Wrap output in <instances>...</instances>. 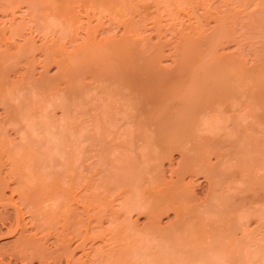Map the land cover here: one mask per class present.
Instances as JSON below:
<instances>
[{"label":"bare ground","instance_id":"1","mask_svg":"<svg viewBox=\"0 0 264 264\" xmlns=\"http://www.w3.org/2000/svg\"><path fill=\"white\" fill-rule=\"evenodd\" d=\"M179 1L180 3H177ZM233 1L215 0L214 2L211 0L210 1L209 0H150V1L148 0H0V6H5L7 10L8 8H10V10H12L10 14L12 13V15H15L13 10L14 7H18L21 4L22 5L24 4L26 6L25 8L27 9V11L31 12V14L32 13H34V15L36 14L37 17L45 19V21H47L46 18L49 14V16L51 15V18L52 16L55 17L56 19H58V21L60 20L59 22H61L62 24L64 23L65 26L69 25V28L71 27L70 25L78 23L79 24L78 26L79 27L81 26V29L82 27L84 28V34H85L82 36L79 42H76L77 43L76 45L73 44L72 48L69 47L70 49L67 48L68 47V45L66 44L67 40L74 43L75 39H77L73 37L75 36V32L72 30H71L72 34L70 35V37L67 39L64 38L66 39L65 41L57 42L56 41L57 39L53 38L51 39V41L44 40L41 44L39 42L40 45L39 44L37 45L35 44L36 42L34 41V39L29 40L30 37L28 38L27 36V39L24 38L25 40L23 39L21 43L15 45V49L12 48L13 50L12 49L10 50L11 48L10 46L16 41L11 44H7L12 42V40L10 42H7L8 39H10V37L7 35L9 34L11 38L15 35L23 36L24 34L22 30L27 26L25 23L26 21L21 18L25 24L20 20L17 23L11 22L9 23L10 25L7 24L9 25L7 27L6 26L4 27L5 23L2 22L4 25L2 26L0 25V28L1 27L4 28L0 29L2 30L0 31L2 32L0 33L1 34L0 40L2 39L5 41L7 40L6 41L7 43L6 45H4L5 49L0 47L1 49H3L0 50V105L2 106V115L0 114L1 116L0 134H2L1 131H3L6 128V126H8V124H11L16 120H18L19 122V118L25 117V114L23 116L24 112L23 113L20 112L17 109V105L15 106L14 103L12 104L13 101L9 102L8 100L11 96H13L14 97L13 99H15V95H13L10 91L19 88V85L15 83L16 79L14 78L15 80H13L11 76L15 75L18 79V77L21 74L18 83H20L21 81L20 85H22L23 87L30 86L31 91L34 89V91L39 92L40 90L39 93L33 91L35 95L40 94L41 96V94L43 93V89L41 92V89L39 88L42 87L45 88L48 91V93H50L49 96L47 95L49 98L54 94L57 95L58 97L59 96L62 97V100L67 99L70 101L72 99L73 101H75L74 98H80L79 96L83 92L82 89H84L82 86L84 82L83 76L86 73L90 72V74L92 73V75L94 76L97 75L99 76V78L103 77V79L107 81L106 82L107 84L103 83V85L101 86L105 91V93L107 92L108 95H110V96L107 95V97H104L105 95H103V97L106 100L107 98L111 97V99L113 100L116 98L117 100L120 101V104L118 103L117 106H119L121 111H123L122 112L123 115L125 113L124 115L125 117H123L122 115L123 120L121 117L120 121L122 120V123L125 122V124L126 123L130 124L129 127L131 128L130 129H128L129 127L127 128V133H129L128 136L130 138L129 140L132 145L136 144L137 145L136 147H139V151L135 150L134 155L127 154L129 155L127 158L128 164L126 162L127 165L125 166L124 169L120 167L121 171L120 168L118 171L115 170L117 171L116 174L118 177H120L118 172L121 173L120 178L116 177V174L114 175V177L116 178L114 177L110 179L107 178L109 180L105 178L107 180V181L104 180L105 184L107 183L106 188H104L105 184L102 183L103 181L102 182L100 181L102 187L105 189L103 194L108 195V193L109 194L113 193V195H111V198L115 197L114 192L115 193L117 192L118 194V196L116 195L117 197H120V195L122 194V198H120V200L122 199L120 208H122L124 212L129 213L135 211L137 214H144L146 216V223L144 222L145 224H142L143 228L141 229L147 232L146 235H148L149 233L151 236H153L152 233L158 230L157 224H159L158 222L161 220L160 217H162V214L165 215V213L167 214L170 210L174 212L175 221L173 223L172 222L170 223V225L173 224L172 226L174 227L169 228L170 227L169 225V227L166 228V230L168 231H165V229H163L164 231L161 230L159 232L160 236L166 239V242L168 243V245L163 248H167V251L165 249V252L168 253L167 255H169L170 253L169 255L170 257L167 256L166 253L165 254L163 253L162 256V254H159V252L161 253V251L163 250L161 249L160 251H158L157 249V252L156 253L153 252V255L155 257L158 255L157 258H159L160 261H162V263L159 262L157 264H164V263L167 264L168 259L171 257L173 258L171 254L175 256V258L173 259H175L176 261L179 260V262L180 260L183 259L181 258V256L180 259L177 256V254L178 255L185 254L186 256L184 255L183 258L185 259L188 256L189 258L186 259V261L188 260L189 262L190 260L197 259V257H195L196 249H194L193 246L199 245L197 244L198 242L202 244V239L200 240L199 237V230L201 233V229H203V226L201 227V225L199 224L201 223L200 221L204 219L203 217L205 215L203 217L199 215L200 218L202 217V219L201 220L199 219L200 221H198L197 226L195 224H197L198 218L196 220L195 218L199 217L198 214H201L199 211H202V208L207 210L208 209L210 210L212 208H217L219 210L218 212L219 214L220 213L228 214L230 212L236 213L237 217L234 219L235 214H233L232 220L231 217H228L229 220H227L226 219L227 215L226 217H223L222 219H225L226 221L224 223L222 222L223 224H221L220 222L221 220L218 221L220 222V225H216L215 223L217 220H213L215 221L214 223L211 220V216L209 217L207 216V217L212 222L209 220L206 221V218L205 221L203 222H205V224H208L207 226H209V228L211 227L213 230V234L211 229L210 231L208 230L207 232H211L209 234H212V236H214L212 237L210 235L212 238H209L210 241L212 239L211 241L213 242L212 245L215 244L216 246V247L214 246L213 249L212 245L209 244L214 251L218 249L217 252L221 251L219 252L220 255L223 253L222 251L224 252L229 251L224 254L228 256L229 262H231L232 264H249L246 261L247 258L245 260H244L245 257L243 258L244 253H242L243 254L242 255L240 252L239 253L237 252L238 253L237 254L235 249L237 246L240 247L239 243H243L241 241L243 240L246 241L245 236L246 234H249V232L243 233L242 231L241 236H243L244 239L243 237L240 236L241 240H237L238 242L240 241L238 243L234 241L235 238L233 239L232 235L234 233L232 231L235 229L238 231V228L239 231L243 229L242 226L245 224V221H247L248 216L250 215L249 211L245 210L247 208L246 205L248 203L249 204L252 203L251 205H253V202H257L261 199L262 201H264V192L261 191L262 189H264V182H261L260 183L261 185L258 184L262 186V188L260 187L261 188L260 191L262 192L261 194L260 191L259 192L257 191L258 193L257 192L252 193V191L251 192L249 191V189L253 185L252 184L253 181L256 183L255 181L256 177L258 178V181H260L261 175L259 178V176L254 174L256 172L255 170L256 165L254 168H252L253 170H255V172L251 173L255 176V179L253 175L252 176L247 175V172L249 174V171H251L248 169V167L249 166L251 167V165H249V161H250V160L248 161L249 157L248 159L246 158V160L248 161L247 162L245 161V158H243L244 156L243 154L246 152V150L250 151V149H245L247 145L246 144L244 145V143L240 142L244 131L246 132L245 137L251 135V132L253 131L252 128H254V122L260 124V122L264 121V47L259 48L260 46H264L262 45L261 42L262 40H264V38H262L264 36H262L261 38L259 37L261 40L258 41H260L261 45L258 46L260 43L256 44L260 50L254 49V52L256 51V53L259 50L260 53L258 54L260 56H256L258 54L254 55L253 52L252 57H257L256 59L258 60H255L254 64L251 65H249L250 63L247 64L246 58L244 59L245 56L242 55L243 52L242 48L245 47L241 46V48H239V41H240V37H242L247 33H250V36H256L255 39L259 35L260 36L264 35V31H262V34L255 35V33L256 34L258 33L257 31L258 28L260 27L264 28V0H239V4L238 2L236 3L238 4V7L236 5L233 6L232 3ZM73 2H76L78 4V5L76 4L77 6L83 4L84 6L85 5L89 6V8L92 7L93 12L99 13L98 17H96V20L94 21L95 23H93L90 20L93 17L94 13L92 12L93 14L92 13L90 14L89 12L91 8L88 9L89 10L88 11L85 9L86 6L84 8L85 10H82V8H80V11H84L87 19L85 18L86 21L85 22L83 21L85 24L80 22L81 20L80 18H82L80 16L83 15L84 13L81 12L83 14L80 15L78 7L76 9L73 8L74 6ZM230 2L232 4L231 6L228 5V3L230 4ZM251 4L252 5L257 4V6L254 5L255 7L253 6L251 9H248L247 7ZM170 5H172V7H169ZM242 6L243 8H241ZM2 8L0 7L1 12L3 11ZM87 11L90 15L86 13ZM101 15L106 16L105 18L108 24L105 22L107 26H103V27H106V29L105 30L102 29L100 32L101 35L99 36L97 34L99 32L97 28L101 26L104 22L102 21L103 17L101 18ZM184 15H186L185 18H187L186 22L182 19ZM90 16L91 18L89 19ZM13 18L11 16V19ZM210 20H213V24L209 25ZM33 23H36V21ZM113 24L116 26V28H118V30H120L119 35L116 34L117 29H114L115 26L114 27L111 26ZM51 25H49L50 26L49 29H53L51 28ZM110 26L113 27L114 32L111 31L112 28L110 29ZM35 27L38 29L39 25L38 27L37 26ZM46 30L47 29H45V31ZM109 30L112 33H108ZM6 31L9 32V33L7 32V35H6ZM40 33L43 32L41 31ZM65 34H67V32ZM61 36L63 37V35ZM154 36L155 39H153ZM246 37H249V35L248 34L247 36L245 35L244 38ZM255 39L252 40L251 38L253 42L257 41ZM229 42L235 43V47L233 48V50L230 49V51L228 48H227L228 50L225 49V46L229 44ZM242 44L244 43H241V45ZM256 45L254 46L256 47ZM251 46L252 45H250L248 48L251 49ZM171 47H173L172 50L175 53V55L173 58L174 66L172 65V68L170 69L171 66L169 68L168 67L166 68L167 65L165 66L164 63V67H163L161 65V62L163 58H165L166 56L167 52H165V50ZM38 53L41 54L42 57L40 56V58H38L37 56ZM51 64L56 65L57 72L55 70L56 74L53 75L52 73L53 76L51 75L49 77L44 73L47 71L46 68L48 69L49 68L48 66H50ZM36 65H41L43 69H45L44 70L45 72L44 71L41 72L42 73L41 75L37 74L38 75L37 78L33 76L34 75L33 72L34 69L36 68ZM20 66H22L23 69ZM18 67L21 70L20 74H17V72L20 71L18 70ZM97 83H99V81ZM26 88L24 87V89ZM28 90H30V88H28ZM16 92L18 93V91ZM42 95L45 96L44 94ZM41 98L44 97L41 96ZM41 98L38 96L37 100L35 99L36 102L37 101L39 102ZM10 99H12V97ZM23 100L25 101V99ZM23 100L21 99L20 101ZM67 100L66 102L62 101V104L63 103L69 104L70 101L67 102ZM27 101L28 103H30L29 100ZM71 103L72 102H70V105ZM70 105L68 107H70ZM30 106L32 109L30 110L31 113V111H33L32 103L30 104ZM103 106L105 107L106 105H102V107ZM25 113L26 115L30 114L28 111ZM76 114L78 113L76 112ZM116 114H118L117 116H119V113ZM99 116L100 114L98 115V118H96L97 122L95 118L93 119V121H95L93 122V125L97 124L99 126V123H102L101 122L102 119L99 120ZM108 117L110 119V117L112 118L113 116L112 114L109 113ZM244 117L252 118L254 119V121H251L249 124L243 123L242 120L244 119ZM100 118L102 117L100 116ZM109 119H107L106 117V120L108 122ZM113 119H116V117L115 118L113 117ZM50 123L52 124V122ZM110 126L112 127V125ZM11 127H14V125H12ZM111 127L110 130H112ZM249 128H251L250 135H248L247 133L249 132L246 131ZM13 129L18 130V128H13ZM112 132L111 134H113ZM64 135H68V134H64ZM90 135L92 136L94 134L92 133ZM22 136L24 137V135ZM261 140L264 141V139ZM259 142L261 144H264L261 141ZM259 142L257 141V143ZM5 144L2 146H6V148H9ZM75 144L79 145V143L78 144L75 143ZM261 144L258 145L256 144V146H259ZM48 145L50 146V144ZM24 146L29 147L26 144H24ZM43 146L47 148V144L46 145L43 144ZM250 146L252 147L254 145L252 144ZM256 146L255 149L257 150L258 147L256 148ZM261 147H264V145H262ZM4 148L3 150L0 149L1 150L0 151V204L5 207L11 204V206H13L14 213L10 214L9 211H7L8 209H5V207H3L5 211L3 213H0V224L4 225V223H7V221L9 222L12 220L13 227L12 228L10 227L11 228L10 230L8 227L7 230H9L8 232L11 233H17V237L16 240H14L13 242H5V243L2 242V244L0 245V264H13V262L15 264L17 262H18L17 264H129V261L133 259L134 256L137 254V252H135L136 250L133 249H136L137 247L138 248L137 251H138L139 248L141 249V245H139L140 247H138V245L136 244L137 243L136 241L139 239L137 240L133 239L135 240L133 241L135 248L132 249L131 247L133 246V243H131L132 237L130 236L133 235L134 233L131 234L129 232L130 233L129 235L128 231L132 232V230L134 229L129 230L130 228L126 226L128 224L126 225L124 224L128 222L126 221V219L129 216L128 214L125 213L127 217L124 216V219L126 218L124 223L121 220L123 224L120 223L118 225L117 223L120 221L115 222V219H117L118 216L119 217L121 216L118 211L119 208L118 210L117 209L115 210L114 208L110 207L109 203L108 206L106 204H103L106 203V200L109 199H107L106 195H103L101 192H100L101 194H99V192L97 193V195L95 194L96 196L91 192H89L88 197L87 195L85 196L83 194V197L85 196L84 199L86 198V200L84 201L82 199L84 201L82 206L78 207L79 205L78 206L77 204L74 205L73 201H76V199H78L77 196L73 193L74 191L71 189L74 186L73 184L74 181L73 183L70 181L72 183L71 185L72 187L69 188H67L68 186L63 187V185L58 186L59 181L57 179H59L58 176L61 174V172H59L60 173L59 175L57 173L56 180L53 178V180L55 181L53 180L47 181L44 180V178L42 177L41 180L40 178H38L39 181H37L36 184L34 183V181L33 183L29 184V182H27L26 179L27 177L26 178H24L25 176L22 177V175H24L23 173L24 170H26L25 168H22L23 162L25 161L28 162V160H25L28 159L27 158L28 156L24 158V153H23L21 155L22 157L19 156L18 158V156H16L14 153L16 152L19 154L20 151L19 149L18 152L16 150H14L15 151L14 152L13 149L15 148H12V146H11L12 149L10 148L5 150L6 148L5 149ZM50 148L53 149L54 147H52L51 145ZM259 148L257 152L259 151L262 152V150H259ZM255 149L253 151L251 148L252 154L253 152H256ZM75 151L77 152V150ZM176 151L179 152V159L174 167L168 166L169 178L167 179V176L164 171L165 168L164 165L166 161H168V163L172 162L174 152ZM261 152L260 154H262ZM59 153H62L61 150ZM4 154L9 155L12 159H10L9 156H5ZM13 154L15 155L14 156L15 158L12 157ZM260 154L258 155L255 153L254 157L251 155L250 156L253 157L254 160V158L256 159L257 156L260 157ZM31 155L32 154H30L29 159H31ZM35 157L36 156L32 157L33 162L31 163L33 164ZM212 157H214V159ZM239 157L240 158L242 157V159L245 161V163L244 161L242 163L244 164L243 166L241 165V160L239 162L232 161L233 159L235 160L240 159ZM7 158L10 161L6 162ZM36 158L39 159L38 157ZM36 158H35V163L39 162L36 161L37 160ZM257 159L258 160L256 162L258 163V161L261 160V157ZM5 162L8 163V165H6ZM26 162L24 163V167L26 165H30V163L28 164ZM252 163L253 161L250 162V164ZM41 164L42 163H40V166ZM44 164L45 162L43 163V165ZM245 164L247 165L245 166ZM40 166L38 165V168ZM56 166L57 165L55 163L54 167ZM60 166L64 167V165H60ZM33 167L35 168V166ZM244 168L245 169L247 168L246 170H249L244 172L245 175L253 178L254 179L253 181L248 177L243 178L245 177L243 176L244 173L240 175V172L242 170L245 171ZM74 169L76 170V167H74ZM35 170L33 171L31 170L32 173H36V171H38L39 169L36 171ZM45 172L46 171H44L43 173L45 174ZM40 173L38 172L36 174L38 175ZM43 173H41V176ZM113 173L115 172L113 171ZM27 174L28 176L30 175V173ZM91 175H93V173ZM104 175L107 176L106 174ZM197 175L198 176L201 175L203 177L202 180L204 179L207 181V188H206L207 193L205 194V197L202 198L203 200L202 199L199 200V201H203V203L199 202L201 204L199 203L196 204L198 202L195 201L197 199H194L196 194L194 195V197L192 196L194 185L198 184L195 183L193 185L194 180L192 179H194ZM33 176L35 175L33 174ZM33 176L31 175L30 177ZM84 176H88V175L85 174ZM187 177L188 180H186ZM261 181L264 180L261 179ZM89 182L91 185L92 184L91 181ZM237 182L238 184L239 182H241L242 184L245 185L244 186L242 184L238 185L236 184ZM255 183L254 185L257 184ZM191 185L193 187L192 189L190 188ZM258 185H256L255 188H258ZM59 187L63 189L66 188L64 189L65 192L63 189H61L62 190L61 191ZM74 187L77 186L75 185ZM255 188L254 186L252 187V189ZM231 189L236 190V191L235 190L231 191L232 193L234 192L238 193V191L244 192V194L242 193L243 195H239L241 196L243 201L241 205L244 206L242 207L241 205L239 206L236 205V207L237 206L239 207V208L237 207V210L235 209L236 211L233 210L235 206L234 205L235 199L234 202H232L230 199L231 196L229 195ZM7 191H10V194H7ZM14 193L17 194V198L15 199L12 197ZM98 195L100 200L103 197V199L101 200L102 202L101 205L103 204L104 206L103 205L102 206L104 208L100 204H98V202H95L96 201L95 199H97V201L100 202ZM79 197H82L81 194ZM49 198H57V200L60 199L59 204L62 202L61 203L62 206H60L61 204L58 205L57 201H55L53 204L58 205L57 208H59V210L58 209L57 210L59 212L63 210L61 207L64 206L63 212L58 214V216L62 215V217L58 218V216L56 215H48L47 213L48 210H46L45 208H43V210L40 209L41 211L40 213L41 214L44 213L41 215V217H39V214L37 215L38 210H36V208L40 207L38 205L40 204L41 205L40 208H42L41 202H44L45 199H49ZM241 198L239 197L240 199L239 202H242ZM69 199H74V200L73 201L70 200L69 202L71 203H68ZM63 200L65 202H63ZM93 200L95 204L93 203ZM72 205L73 207H71ZM251 205H249V207H252ZM199 206H202V208H200L201 210L199 209ZM23 207L25 208L24 210ZM114 207L116 208L117 206ZM240 207H242V209L244 207L245 208L243 210H240ZM54 208L56 207H53L51 209ZM44 209L46 210V212ZM238 209L241 211V213L237 214ZM25 212H28V214H30L29 223L28 221L25 220V218H23ZM48 212L49 214L50 212L52 213L50 209ZM45 213H47L46 216ZM252 213L255 212L252 211ZM203 214H205V212ZM104 219L110 222L108 224L110 226L103 227L102 221H104ZM94 220H95V224H93ZM96 224H98L97 226H99V229L96 228L97 227ZM207 226L205 227L208 228ZM29 227H31L33 230ZM169 229H172V231H170ZM244 230L248 231L247 228H244ZM202 233L205 234L204 231ZM230 233L232 235H230ZM220 234L222 239L219 237ZM230 236H232L231 239H233V241L237 243L236 244L237 246L234 247L233 245L234 242L231 239L229 241L232 242L229 243L228 237L230 238ZM156 237H158V235ZM215 237H216L215 239L216 242L215 240H213ZM224 237L227 238L228 242L226 241L224 242L225 240ZM96 238H100L102 240L103 243L101 242L102 243L100 244L101 246L93 247L91 244L86 246L88 241L91 240L93 241ZM195 239L196 240L198 239L200 241L196 242ZM160 241L161 239L158 242ZM144 242H146V240H144L142 243L144 244ZM192 242L194 243V245L191 246ZM219 242H224V244L228 243L229 245L231 244V247L228 246V244H227L228 247L226 245L224 246L223 243L221 244ZM107 244L108 246L106 247ZM160 244H162V242H160ZM201 244L200 246H198L199 250L200 247H202L203 245ZM217 244H220L221 247ZM186 245H190L193 248L187 246L186 247L187 249L185 248L186 250L185 249L183 250V247H185ZM232 245L234 248L232 247ZM205 246L208 247V244L204 245L203 248ZM249 248H253V247H249ZM260 248L261 251H264V245H262ZM78 249L82 250V254H84L83 258L81 257L80 254L79 257L75 255L76 250ZM232 249L235 251L233 252ZM237 249L239 250L238 247ZM206 250H208V248L204 249V251ZM132 253L135 254V255L133 254V257H131ZM144 253L146 255H149L146 252ZM199 253L200 252L198 251V254ZM139 254L136 255L138 256V258H139ZM201 255L204 256L206 254L204 253V255L203 254ZM220 255L218 256L219 260H220ZM160 256L162 257L160 258ZM215 256L213 257V259L215 258ZM129 257L131 259H129ZM152 257L150 258L149 255L148 260L150 262L151 259L152 260L156 259L155 257L154 258ZM164 257H167L166 258L167 261L165 260L166 262L164 261ZM193 257H195V259ZM176 258L179 259L177 260ZM145 259L144 261L147 260ZM228 259H225L226 262ZM221 260L223 261V258H221ZM132 261L133 260H131L130 263L135 264V262L132 263ZM140 261L143 262V260H139V262ZM169 261H171V263L173 262L172 259H169ZM153 262H151V264H156L157 259L156 262L154 260ZM168 263L171 264L170 262ZM174 264H178V263H174Z\"/></svg>","mask_w":264,"mask_h":264},{"label":"rangeland","instance_id":"2","mask_svg":"<svg viewBox=\"0 0 264 264\" xmlns=\"http://www.w3.org/2000/svg\"><path fill=\"white\" fill-rule=\"evenodd\" d=\"M148 1H150V0H148ZM210 1V0H209ZM211 1H214L215 2V0H211ZM218 1V0H217ZM227 1V0H226ZM229 1V0H228ZM233 1V0H232ZM235 1V2H234ZM232 3H233V6L234 5H236L237 7H238V4H239V0H234ZM238 2V4H236ZM75 3V4H74ZM177 3H180V1L179 2H177ZM227 3V2H226ZM77 3L76 2H73V8L74 9H76L77 7H78V9H79V14L81 15V14H83L84 13V11H80V8H82V10H88V9H90V14L93 12V10H92V7H90L89 8V6H86V8H85V6L83 5V4H80L79 6H82V7H79V6H77L76 5ZM22 5V4H21ZM18 6V7H14L13 8V10H14V14L15 15H12V13L10 14V12L12 11V10H10V8H8V10H7V8H5V6H0L1 8H2V10L4 11H2L1 12V10H0V25L2 26V25H4L3 23H5V25H4V27L6 26H9L10 24L9 23H17V22H19L20 20H21V22H23V20H25L26 22V27L22 30L23 31V36H13L12 38H11V36L8 34L7 35V32L8 31H6V35L7 36H9L10 37V39H8V41L7 42H10L11 40H12V42H10V43H7L5 40H0V42L2 43H0V47L1 48H4L5 49V46L4 45H6V43L7 44H11V43H13V42H15V43H13L10 47V50L13 48V49H15V45L16 44H19V43H21L22 41H23V39L25 38V39H27V36H28V38H29V40H33L34 39V41L36 42L35 44H39V42H40V44L45 40H49V41H51V39H57L56 41L57 42H60V41H65L67 38H69L70 37V35L72 34V31H74L75 32V36H73V37H75V38H77V39H75V42L74 43H72V42H70L69 40H67V42H66V44L68 45V49H70V48H72V46H73V44L74 45H76L77 43L76 42H79L80 40H81V38H82V36L83 35H85L84 34V28L82 27V29H81V26L79 27L78 25V23H75V24H72V25H70L71 27H72V29H71V27L69 28V25L68 26H65V24H64V26H63V24L61 23V22H59L58 21V19H56L55 17H53L52 16V18H51V15L49 16V14H48V16H47V18H46V20L47 21H45V19H43V18H40V17H37V15L35 16L34 15V13H32L31 14V12H29V11H27V9L25 8L26 6L23 4L22 6ZM184 5V4H183ZM228 5L229 6H231L232 4H231V2H230V4L228 3ZM257 6V4H251V5H249L247 8L248 9H251L253 6ZM182 6V5H181ZM254 6V7H255ZM169 7H172V5H170ZM250 7V8H249ZM260 7V6H259ZM5 8V9H4ZM18 8V9H17ZM85 8V9H84ZM241 8H243V6L241 7ZM240 8V9H241ZM256 8H258V7H256ZM25 9V10H24ZM89 11V10H88ZM88 11L86 12L88 15H90L89 13H88ZM7 12V13H6ZM25 12V13H24ZM27 12H29V13H27ZM81 12H83V13H81ZM6 13V14H5ZM23 13H24V15H23ZM94 13V14H93ZM92 14H93V17L91 18V16L89 17V19L93 22V23H95L94 21L96 20V17H98V14L99 13H97V12H93ZM32 16H31V15ZM86 14V15H87ZM11 16H12V18L13 19H11ZM22 16V17H21ZM23 16H24V18H23ZM94 16H95V18H94ZM80 17H82V18H80L81 20H80V22H82V23H84L85 21H86V19H87V17L85 16V13L83 14V15H81ZM103 17V19H102V21H104L103 22V24L101 25V26H99L97 29H98V35L100 36L101 35V30L102 29H106V27H103V26H107V21H106V16H103V15H101V18ZM186 17V15H184V17H182V19L186 22L187 21V18H185ZM7 18V19H6ZM23 20H22V19ZM27 18V19H26ZM31 18H32V20H31ZM51 18V19H50ZM86 18V19H85ZM11 20V21H10ZM18 20V21H17ZM28 20V21H27ZM193 20V19H192ZM36 21V23H33V22H35ZM41 21V22H40ZM55 23H53V22ZM84 21V22H83ZM3 22V23H2ZM107 24H106V23ZM24 23V22H23ZM24 23V24H25ZM32 23V24H31ZM47 23V24H46ZM7 24H9V25H7ZM29 24V25H28ZM52 24V25H51ZM85 24V23H84ZM106 24V25H105ZM210 24H213V20H210V23H209V25ZM31 25H32V27H31ZM37 26L38 27V25H39V27H38V29L35 27V26ZM45 25V26H44ZM49 25H51V28H53V29H49L50 28V26ZM57 25V26H56ZM67 25V24H66ZM208 25V26H209ZM31 28H30V27ZM44 26V27H43ZM49 26V27H48ZM52 26H54V27H52ZM111 26H115L114 24L113 25H111ZM110 26V29H111V31L112 32H114V29H117V31H116V34L117 35H119V32H120V30H118V28H116V26H115V28L113 29V27H111ZM4 27H1V28H4ZM47 27V28H46ZM59 27V28H58ZM66 27V28H65ZM78 27H79V30H78ZM0 28V29H1ZM43 28V29H42ZM58 28V29H57ZM62 28V29H61ZM65 28V29H64ZM76 28V29H75ZM260 28H262V27H260ZM260 28H258L257 29V31H258V33L256 34L255 33V35H258V34H262V31H264V28H262V29H260ZM26 29V30H25ZM45 29H47L46 31H45ZM49 29V30H48ZM67 29V30H66ZM209 29V28H208ZM72 30V31H71ZM76 30V31H75ZM0 31H2V30H0ZM25 31V32H24ZM43 32V33H40V32ZM45 31V32H44ZM55 31V32H54ZM63 31V32H62ZM110 30L108 31V33H112ZM260 31V32H259ZM51 32V33H50ZM63 34H62V33ZM67 32V34H65V33ZM81 32V33H80ZM0 33H2V32H0ZM9 33V32H8ZM46 33H47V35H46ZM59 33H61V34H59ZM80 33V34H79ZM102 33H104V32H102ZM107 33V32H106ZM105 33V34H106ZM28 34V35H27ZM48 34H50V35H48ZM74 34V33H73ZM79 36H78V35ZM82 34V35H81ZM247 34L249 35V37H246V38H244L245 37V35L247 36ZM247 34H245V35H243L242 37H240V41H239V48H241V46L243 47H245V48H242L243 49V52H242V55L243 56H245L244 57V59L246 58V62H247V64L248 63H250L249 65H251V64H254V62H255V60H258V59H256L257 57H252L253 56V52H254V49H259V48H261V47H264V46H260L261 45V43H260V41H258V40H261L260 38L262 37V36H264V35H259L256 39H255V37L256 36H250V33H247ZM1 35V34H0ZM61 35H63V37L61 36ZM37 36H38V38H37ZM47 36V37H46ZM62 38H60V37ZM2 37V36H1ZM32 37V38H31ZM45 37H46V39H45ZM50 37V38H49ZM252 38V40H257V41H252L251 40V38ZM260 37V38H259ZM44 38V39H43ZM64 38H66V39H64ZM244 38V39H243ZM249 38V39H248ZM262 38H264V37H262ZM24 39V40H25ZM40 39V40H39ZM153 39H155V36L153 37ZM14 40V41H13ZM5 41V42H4ZM4 42V43H3ZM70 42V43H69ZM257 42V43H256ZM262 42V45H264V40H262L261 41ZM233 42H229V44H227L226 46H225V49L226 50H228L229 49V51H230V49L231 50H233V48L235 47V43H233ZM241 43H244V44H242L241 45ZM250 43H252V44H250ZM260 43V44H259ZM39 44V45H40ZM256 44H259L258 46H260L259 48H258V46L256 45ZM250 45H252L251 46V49L250 48H248ZM254 45H256V47L254 46ZM228 46V47H227ZM70 47V48H69ZM0 48V50H3V49H1ZM228 48V49H227ZM238 48V49H239ZM12 49V50H13ZM173 47H171V48H167L166 50H165V52H167L168 53V55H167V53H166V56H165V58H163V60H162V62H161V65L164 67V63H165V66H166V68L168 67H170V69L172 68V65L174 66V62H173V58H174V55H175V53L173 52ZM241 49V50H242ZM252 51H250V50ZM240 50V49H239ZM260 50V49H259ZM259 50H258V52L256 53V51L254 52V55L255 54H258V53H260L259 52ZM262 50V49H261ZM244 53V54H243ZM246 54V55H245ZM250 55V56H249ZM38 58H40V56L42 57V55L41 54H39L38 53ZM256 56H260L259 54L258 55H256ZM167 58V59H166ZM249 58V59H248ZM252 58V59H251ZM259 58V57H258ZM251 60V61H250ZM173 62V63H172ZM51 66V67H50ZM50 66H48L49 68L47 69L46 68V72L44 71L45 69H43V67L41 66V65H36V68L34 69V72H33V76H35V78H37L38 77V75H41L42 73L41 72H45L44 74H46V75H48L49 77L52 75V73H53V75H55L56 74V72H57V67H56V65L55 64H51ZM22 69H23V67L22 66H20ZM41 68V69H40ZM18 70H20L19 69V67H18ZM41 70V71H40ZM55 70H56V72H55ZM50 72V73H49ZM21 73V70L20 71H18L17 72V74H20ZM38 74V75H37ZM52 75V76H53ZM85 75H86V77H85ZM84 76H83V81L85 82V84H84V82H83V84H82V86H83V88L84 89H82L83 90V92H82V94L79 96L80 98H74V100L75 101H73V99L70 101V100H67V102H72L71 103V105H70V102H69V104L68 103H65L66 105H67V107H66V105L63 103L62 104V101L63 102H66V100L65 99H63L62 100V97H58L57 95H52V96H50V98L48 97L49 95H50V93H48V91L45 89V88H42V87H40L39 89H41V92H42V89H43V93L42 94H44L45 96H43L42 94H41V96L42 97H44V98H41V96H40V94L38 95H35V93L34 92H36V91H34V89L31 91V87L30 86H24L25 88L26 87H28V88H30V90H28V88H26V89H24V87L22 86V85H20V83H21V81H20V83H18L19 82V77L21 76V74H20V76L19 75H17V76H19L18 77V79H17V77L14 75V76H11L12 78H13V80H15L14 82L17 84V85H19V88H17L16 90L14 89V90H12V91H10L13 95H15V99H13L14 97L13 96H11L12 97V99H8L9 100V102H12V104L14 103V105L16 106L17 105V109L20 111V112H24L23 113V116H24V114H25V117H22V118H19V122H18V120H16L15 122H12L11 124H8V126H6V128L3 130V131H1V133L2 134H0V149L1 150H3V148L5 147L6 148V146H2V145H4L5 143V145H7L9 148H4L5 150H7V149H10L11 148V146H12V148H15V149H13V151L14 150H16L17 152L19 151V154L18 153H16L15 151V155L16 156H18V158H19V156H21L23 153H24V158L25 157H27L28 159H25V160H28V162H26V163H30V165H26L25 167H24V163L25 162H23V166H22V168H25L26 170H24V175H22V177L23 176H25L24 178H26L27 179V182H29V184L30 183H33V181H34V183L36 184L37 183V181H39L38 180V178H40V180H41V178L43 177L44 178V180H47V181H52L53 180V178L56 180V176H57V173H58V175L60 174L59 172H61V174L58 176L59 177V179L61 180H59V179H57L58 181H59V185L58 186H62L63 185V187L64 186H68L67 188H69V187H72L71 185H72V183H73V181H74V186L76 185L77 187H72L71 189L74 191L73 193L77 196V198L78 199H76V201H73L74 199H69L68 200V203H71V202H69L70 200H72L73 201V203H74V205L75 204H77V206L78 207H81L82 206V204L84 203V201L86 200V198L84 199V197L87 195V197L89 196L88 194H89V192H91L92 194H96L97 195V193L99 192V194H103V192L105 191V189L104 188H106V184H105V181L104 180H106L107 178H113L114 177V175L117 173V171L119 170V168L120 167H122L123 169L125 168V166L128 164V156L129 155H134V153H135V150H137V151H139V147H136L137 145L136 144H131V142H130V138H129V133H127V128L129 127V123L126 125L125 124V122L124 123H122V120H123V117H125L124 115H125V113H124V115H123V111H121V109L119 108V106H117L118 105V103L120 104V101L119 100H117L116 98L113 100V99H111V97H109V98H107V100L104 98V97H107V95H108V93L106 94L105 93V91L103 90V88H102V86L101 85H103V83H106L107 81L106 80H104L103 79V77H101V78H99V76H97V75H92V73L90 74V72H88V73H86ZM93 77V78H92ZM97 77V78H96ZM11 78V79H12ZM15 78V79H14ZM86 78V79H85ZM87 79H89V80H87ZM99 79V80H98ZM96 80V81H95ZM91 81V82H90ZM99 81V83H97ZM101 81V82H100ZM93 83V84H92ZM96 83V84H95ZM100 85V88H99V85ZM107 84V83H106ZM88 85V86H87ZM104 86H105V84H104ZM103 86V87H104ZM88 87H89V89H88ZM93 87V88H92ZM95 87V88H94ZM98 88V89H97ZM19 89V90H18ZM37 89V88H36ZM85 89H87V90H85ZM38 90V89H37ZM16 91H18V93L16 92ZM34 91V92H33ZM85 91V92H84ZM104 91V92H103ZM9 92V93H10ZM22 92V93H21ZM39 92H40V90H39ZM39 92H36V93H39ZM45 92H47V93H45ZM90 92V93H89ZM91 93H92V95H91ZM11 95V94H10ZM33 95V96H32ZM48 95V96H47ZM101 95V96H100ZM103 95H105L104 97H103ZM37 96H39L41 99L39 100V102L37 101L36 102V100H37V97L35 98V97ZM91 96H92V98H91ZM108 96H110V95H108ZM17 97V98H16ZM34 97V98H33ZM57 97V98H56ZM82 97V98H81ZM19 98H20V100L22 99H25V101L24 102H26V103H24L23 101H20L19 100ZM27 98V99H26ZM46 98V99H45ZM36 99V100H35ZM39 99V98H38ZM76 99H78V100H76ZM82 99V100H81ZM27 100H29V102L30 103H28V101ZM35 102H34V101ZM62 100V101H61ZM65 100V101H64ZM40 101H41V103H40ZM87 103H86V102ZM108 101V102H107ZM110 101V102H109ZM33 102H34V104H33ZM54 102V103H53ZM18 103V104H17ZM21 103H22V105H21ZM32 103V108H33V111H31V113H30V110H32L31 109V106H30V104ZM38 103V104H37ZM43 103V104H42ZM57 103V104H56ZM77 103V104H76ZM85 103V104H84ZM100 103V104H99ZM116 103V104H115ZM28 105V106H25V105ZM61 104H62V106H61ZM44 105V106H43ZM46 105V106H45ZM70 105V107H68ZM97 105V106H96ZM102 105H106L105 107L103 106L102 107ZM111 105V106H110ZM36 106V107H35ZM60 106V107H59ZM107 106H109V107H107ZM24 107V108H23ZM73 107V108H72ZM99 107V108H98ZM28 108V109H27ZM62 108V109H61ZM63 108H64V110H63ZM67 108V109H66ZM69 108V109H68ZM74 108H75V110H74ZM77 108V109H76ZM122 108V107H121ZM27 109V110H26ZM45 110H46V112H45ZM63 110V111H62ZM69 110V111H68ZM77 110V111H76ZM80 110V111H79ZM99 111V113H98V111ZM114 110V111H113ZM29 112L30 114H27L26 115V113L25 112ZM41 111V112H40ZM64 111H66V112H64ZM72 111H74V112H72ZM49 112V113H48ZM71 112V113H70ZM76 112L78 113V114H76ZM82 114H81V113ZM86 112V113H85ZM88 112V113H87ZM90 112V113H89ZM102 112V113H101ZM112 112V113H111ZM119 113V116H117L118 114H116V113ZM21 113V114H22ZM85 113V114H84ZM112 114V116L115 118L116 117V119H113V117L111 118L110 117V119H112V120H110L109 119V117H108V114ZM0 114L2 115V106L0 105ZM81 114V115H80ZM84 114V115H83ZM93 114V115H92ZM96 114V115H95ZM100 114V116L102 117V118H100V116H99V120H101V122L102 123H99V126L96 124V125H93V122H95V121H93V119L95 118V120H96V122H97V119L96 118H98V115ZM101 114H103V115H101ZM71 115V116H70ZM107 117V119H109V122L106 120V117ZM122 115H123V117H122ZM245 115V114H244ZM28 116V117H27ZM68 116V117H67ZM71 118H70V117ZM76 116V117H75ZM1 117V116H0ZM103 117H105V118H103ZM121 117H122V120L120 121V119H121ZM26 118V119H25ZM51 119V120H49V119ZM85 118V119H84ZM29 119V120H28ZM47 119H48V121H47ZM54 119V120H53ZM68 119V120H67ZM70 119V120H69ZM75 119V120H74ZM252 118H249V117H244V119L242 120V122L243 123H246V124H249L251 121H254V119H252ZM28 122H27V121ZM53 120V121H52ZM117 122H116V121ZM22 121H24V122H22ZM29 121H31V122H29ZM44 121V122H43ZM76 121H77V123H76ZM105 121V122H104ZM107 121V122H106ZM18 122V123H17ZM50 122H52V124L50 123ZM70 122H72V123H70ZM75 122V123H74ZM79 122H80V125H79ZM100 122V121H99ZM262 122H264V121H262ZM262 122H260V124L259 123H256V122H254V128H252L253 129V131L251 132L250 130H251V128H249V129H247L246 131L247 132H249V133H247L248 135H250V132H251V135L250 136H247V137H245L246 136V132L244 131L243 132V136H242V138H244V139H242L241 138V140H240V142H242V143H244V145L246 144L247 146H246V148L245 149H250V151H248V150H246V152L243 154L244 156H243V158H245V161H247L246 160V158L248 159V157H249V159H248V161H249V165H251V167L249 166L248 167V169L249 170H251V171H249V170H246L245 168V171H241L240 172V175H242V173H244V172H246V171H249V174H248V172H247V175H250V176H252L253 174H251L252 172H255V170H256V172L254 173L255 175H257V176H259V178H260V175H261V179L262 180H264V155H262V154H264V147H261L262 145H264V144H261L259 141H261L262 143H264V141H262L261 139H264V129H262V128H264V123H262ZM20 123H21V125H20ZM47 123V124H46ZM50 125H52V126H50ZM65 124V125H64ZM75 124V125H74ZM78 124V125H77ZM105 124V125H104ZM229 124V123H228ZM12 125H14V127H11ZM47 125V126H46ZM48 125H49V128H48ZM60 125V126H59ZM74 125V126H73ZM77 125V126H76ZM91 125H92V127H91ZM110 125H112V127L110 126ZM115 125V126H114ZM230 125V124H229ZM16 126V127H15ZM83 126V127H82ZM111 127V129L112 130H110V127ZM114 126V127H113ZM117 126V127H116ZM126 126V127H125ZM45 129H44V128ZM52 127V128H51ZM64 127V128H63ZM97 127V128H96ZM109 127V128H108ZM262 127V128H261ZM13 128H18V130L17 129H13ZM62 128H63V130H62ZM70 128V129H69ZM83 128H84V130H83ZM131 127H129L128 129H130ZM258 128V129H257ZM47 129H49V130H47ZM54 129V130H53ZM55 129H56V131H55ZM61 131H60V130ZM96 129H97V131H96ZM257 129V130H256ZM45 130V131H44ZM52 130H53V132H52ZM71 130H73V131H71ZM92 130V131H91ZM261 130V131H260ZM46 131H48V132H46ZM84 131V132H83ZM113 131V132H112ZM126 131V132H125ZM129 131V130H128ZM260 131V132H259ZM4 132V133H3ZM65 132V133H64ZM74 132V133H73ZM94 134V135H90V134H92V133ZM111 132L113 133V134H111ZM28 133V134H27ZM61 133V134H60ZM78 133V134H77ZM81 133V134H80ZM97 133V134H96ZM100 133V134H99ZM254 135H253V134ZM64 134H68V135H64ZM96 134V135H95ZM132 134H133V132H132ZM22 135H24V137L22 136ZM27 135V136H26ZM73 135V136H72ZM107 135V136H106ZM112 135V136H111ZM256 135V136H255ZM63 136V137H62ZM88 136V137H87ZM104 136V137H103ZM259 137V139H258V137ZM44 137V138H43ZM51 137V138H50ZM56 137H58V138H56ZM72 137V138H71ZM77 137V138H76ZM48 138V139H47ZM69 138V139H68ZM71 138V139H70ZM79 138H81V139H79ZM91 138H92V140H91ZM125 138H127V139H125ZM257 138V139H256ZM76 139V140H75ZM94 139V140H93ZM70 142H69V141ZM131 140H132V137H131ZM255 140H256V142H255ZM2 141V142H1ZM4 141V142H3ZM257 141L259 142V143H257ZM7 142H9V143H7ZM46 142V143H45ZM50 142H52V143H50ZM95 142V143H94ZM246 142V143H245ZM253 142V143H252ZM2 143H4V144H2ZM75 143H79V145H76ZM94 143V144H93ZM126 143V144H125ZM254 145V146H250V145H252V144ZM258 145V144H261V145H259V146H256V144ZM23 144V145H22ZM24 144H26L27 146H29V147H26V146H24ZM43 144L44 145H46L47 144V148L45 147V146H43ZM48 144H50V146L48 145ZM55 146H54V145ZM129 144V145H128ZM51 145H52V147H54L53 149L52 148H50L51 147ZM76 145V146H75ZM127 145V146H126ZM15 146V147H14ZM49 146V147H48ZM58 146V147H57ZM80 146H81V148H80ZM124 146V147H123ZM129 146H130V148H129ZM255 146H256V148L258 147H261V148H259V150H262V152L261 151H259V152H257V150H258V148H257V150L255 149ZM19 147V148H18ZM24 147H26V148H24ZM122 147V148H121ZM248 147V148H247ZM252 148V150L254 151V149L256 150V152H253V154H252V151H251V148ZM11 148V149H12ZM24 150H23V149ZM128 148V149H127ZM138 148V149H137ZM19 149V150H18ZM58 149V150H57ZM114 149V150H113ZM0 150V151H1ZM4 150V151H5ZM24 151V152H22V151ZM32 150V151H31ZM60 150H61V152L62 153H59L60 152ZM75 150H77V152L75 151ZM127 150V151H126ZM133 150V151H132ZM28 151H29V153H28ZM31 151V152H30ZM25 152H26V154H25ZM260 152L262 153V154H260ZM41 153V154H40ZM84 153V154H83ZM120 153H121V155H120ZM260 154V157H261V162H262V164H261V162L260 161H258V163L256 162L258 159L257 158H260V157H258L257 156V158L255 159L254 158V160H253V157H254V154ZM13 154V156L12 157H14L15 155ZM30 154H32L31 155V159H29V157H30ZM35 154V155H34ZM52 154V155H51ZM124 154V155H123ZM127 154H129V155H127ZM241 154V155H242ZM5 156H9V155H6V154H4ZM38 155V156H37ZM50 155V156H49ZM57 155V156H56ZM71 155V156H70ZM253 156V157H251V156ZM33 156H36V157H38L39 159H37L36 157V161H39V162H37V163H35V158H34V164L33 163H31V162H33ZM176 156V157H175ZM247 156V157H246ZM10 157V156H9ZM22 157V156H21ZM68 157H69V159H68ZM72 157V158H71ZM74 157V158H73ZM85 157V158H84ZM256 157V156H255ZM15 158V157H14ZM17 158V157H16ZM41 158V159H40ZM44 158H46V159H44ZM52 158V159H51ZM79 158V159H78ZM121 158V159H120ZM124 158H126V159H124ZM175 158V159H174ZM213 159H214V157H212ZM240 158V157H239ZM10 159H12L11 157H10ZM122 159H124V160H122ZM178 159H179V152H174V155H173V159H172V162L170 163H168V161H166L165 162V168H164V171H165V174H166V176H167V179L169 178V167L168 166H171V167H174L175 165H176V162L178 161ZM45 160V161H44ZM63 160V161H62ZM117 160V161H116ZM241 160V165L243 166L244 164H242L243 163V159H242V157L240 158V159H238V160H235V159H233L232 161L233 162H235V161H240ZM8 161H10V160H8V158H7V160H6V162H8ZM41 161H43V162H41ZM52 161V162H51ZM115 161H116V163H115ZM124 161V162H123ZM245 161H244V163H245ZM247 161V162H248ZM253 161V163H255V164H250V162H252ZM5 162V163H6ZM45 162V164L43 165V163ZM126 162H127V164H126ZM40 163H42L41 164V166H40ZM55 163H56V167H54L55 166ZM65 163H66V165H65ZM69 163V164H68ZM167 163H168V165H167ZM259 163H260V165H259ZM33 164V165H32ZM36 164V165H35ZM40 166L39 168H38V165ZM67 164H68V166H67ZM114 164V165H113ZM171 164V165H170ZM248 164V163H247ZM247 164H245V166L247 165ZM6 165H8V163H6ZM45 165H47V166H45ZM51 165H53V166H51ZM60 165H64V167L63 166H60ZM118 167H116V166ZM255 165H256V167H255ZM30 166V167H29ZM33 166H35V168L33 167ZM45 166V167H44ZM76 167V170L74 169V167ZM115 166V167H114ZM31 167H33V168H31ZM44 169H43V168ZM63 167V168H62ZM69 167V168H68ZM80 167V168H79ZM108 167H109V169H108ZM255 167V170H253L252 168H254ZM31 168V169H30ZM36 168H38L39 170L41 169L43 172L44 171H46L47 173H48V171H49V173L47 174L46 172H45V174L40 170H38V169H36ZM56 168V169H55ZM66 168H68V169H66ZM82 168V169H81ZM111 168V169H110ZM115 168V169H114ZM243 168V167H242ZM29 171H28V170ZM38 170V171H36V170ZM74 169V170H73ZM78 169V170H77ZM167 169V170H166ZM33 170H35L36 171V173H43L42 174V176H41V173L40 174H36V173H32V171ZM66 172H65V171ZM82 170V171H81ZM112 170V171H111ZM115 170H117V171H115ZM253 170V171H252ZM258 170V171H257ZM69 171V172H68ZM92 171V172H91ZM113 171L115 172V173H113ZM120 171H121V168H120ZM52 172V173H51ZM54 172V173H53ZM65 172V173H64ZM74 172V173H73ZM27 173H30V175L28 176V174ZM82 173V174H81ZM93 173V175H91ZM110 173V174H109ZM119 173V176L121 177V173L120 172H118ZM26 174H27V176H26ZM33 174L35 175V176H33ZM67 174V175H66ZM73 174V175H72ZM88 175V176H84V175ZM104 174H106L107 176H105ZM110 176H109V175ZM113 174V175H112ZM33 176L34 178H36V179H34L33 177H30V176ZM40 175V176H39ZM54 175V176H53ZM69 175V176H68ZM83 175V176H82ZM111 175H112V177H111ZM247 175H245V173L243 174V176H245V177H243V178H247L248 176ZM38 176V177H37ZM45 176V177H44ZM61 176V177H60ZM68 176V177H67ZM70 176H71V178H70ZM75 176V177H74ZM102 176V177H101ZM109 176V177H108ZM165 176V177H166ZM248 177L249 179H251L252 181L255 179V176L253 175V177H254V179L253 178H251V177ZM57 177V178H58ZM92 177V178H91ZM116 177H118L117 176V174H116ZM116 177H114V178H116ZM120 177H118V178H120ZM195 177V176H194ZM193 177V178H194ZM29 178H30V180H29ZM83 178V179H82ZM87 178V179H86ZM91 178V179H90ZM101 178H103V179H101ZM106 178V179H105ZM202 176L201 175H197L194 179H192V180H194V182H193V185L195 184V183H198V184H195L194 185V190H193V194H192V196L194 197V195H195V197H194V199H197V200H195L196 202V204H198L199 202H201V203H203V201H199V200H201L203 197H205V194L207 193V191H206V188H207V181L206 180H202ZM23 179V178H22ZM34 179V180H33ZM67 181H71L70 183L69 182H67ZM89 179V180H88ZM94 179V180H93ZM109 179H107V180H109ZM261 179H260V181H258V178L256 177V183L253 181V185L251 186V190L249 189V191L251 192L252 191V193H255V192H259L260 190H261V188H262V186H260L261 184V182H264V181H261ZM25 180V179H24ZM29 180V181H28ZM35 180H36V182H35ZM55 180H53V181H55ZM64 181V183H63V181ZM85 180H86V182H85ZM106 180V181H107ZM186 180H188V177L186 178ZM198 180V181H197ZM84 181V182H83ZM89 181H91V185H90V182ZM100 181L102 182V183H104L105 184V187L103 188L102 187V184L100 183ZM258 181V182H257ZM26 182V183H27ZM57 182V181H56ZM75 182H76V184H75ZM81 182V183H80ZM60 183H62V184H60ZM68 185H67V184ZM83 183V184H82ZM85 183V184H84ZM254 183L256 184V185H258V184H260V185H258V188H255V186L256 185H254ZM69 184H70V186H69ZM101 184V185H100ZM200 184V185H199ZM236 184H238V182L236 183ZM239 184L241 185L242 183L241 182H239ZM238 184V185H239ZM33 185V184H32ZM31 185V186H32ZM243 186L245 185V184H242ZM86 186H87V188H86ZM92 186V187H91ZM98 186V187H97ZM249 186V187H250ZM254 186V188L255 189H252V187ZM33 187V186H32ZM261 187V188H260ZM34 188V187H33ZM33 188H31V189H33ZM86 188V189H85ZM191 189L193 188L192 187V185H191V187H190ZM59 189L61 190V189H63V188H61V187H59ZM64 189H66V188H64ZM63 189V190H64ZM75 189V190H74ZM92 189H94V190H92ZM96 189V190H95ZM101 189V190H100ZM257 189H259V190H257ZM89 190H91V191H89ZM235 189H231L230 190V199H231V201L232 202H234V199H235V203H234V211H236L237 210V207L239 206V205H241L242 203H243V201H242V198H241V196H239V195H243L244 194V192H242V191H238V193L237 192H234V193H232L231 191H234ZM62 191V190H61ZM87 191V192H86ZM236 191V190H235ZM254 191V192H253ZM262 192H264V189H262L261 190ZM260 191V194L262 193ZM64 192H65V190H64ZM76 192V193H75ZM78 192V193H77ZM96 192V193H95ZM101 192V193H100ZM192 192V191H191ZM241 192V193H240ZM257 192V193H258ZM90 193V194H91ZM197 193H198V195H200V196H198L197 195ZM243 193V194H242ZM7 194H10V191H7ZM77 194H79V195H77ZM80 194H81V196L82 197H79L80 196ZM83 194L85 195L84 197H83ZM95 195V196H96ZM103 195H106V194H103ZM102 195V196H103ZM111 195H113V193L112 194H109L108 193V195H106V197H107V199H109V200H106V203H103V204H106L107 206H108V203H109V205H110V207H112V208H114L115 210L117 209L118 210V208H119V214L121 215L120 217H121V219H120V217L118 216V218L117 219H115V222H118V221H120V222H118L117 224L119 225L120 223H122L121 222V220L123 221V223H124V221H125V219H124V216L125 217H127L126 216V214H128L129 216H128V218L126 219V221H128L127 223H124L125 225L126 224H128V225H126L128 228H130L129 230H132V229H134V230H132V232L131 231H128V233L130 232L131 234H133V235H131L130 237H132L131 239V243H133V241H135V240H133V239H139V240H137L136 242V244L138 245V247H140L139 245H141V249L139 248V252L137 251V247H136V249H133V248H135L134 246V243H133V246H131L132 247V249L133 250H136L135 252H137V254L136 255H138L139 253V258H138V256H136L134 253H132L131 254V257H133V254L135 255L134 256V258L133 259H131L130 257H129V259H131V260H133L132 261V263L133 262H135V264H140V262H141V264H145V262H146V264H151V262H153V260L156 262V259H157V262H156V264L157 263H159V262H161L162 263V261H160V259L159 258H157V256L155 257L154 255H153V252L154 253H156L157 252V249H158V251H160L161 249L163 250V251H161V253L159 252V254H162V256H163V253L165 254L166 252H165V249H166V251H167V248H163V247H166L167 245H168V243L166 242V239H164V238H162L161 236H160V234H159V232L162 230V231H164L163 229H165V231H168V230H166V228H168L169 227V225H170V223L172 222H174L175 221V216H174V212L172 211V210H168L167 212V214L165 213V215H163L162 214V217H160L161 218V220H160V218H159V224H157V227H158V230L156 231V232H154V233H152V235L155 237V238H157V239H155L153 236H151L149 233H148V235H146V233L147 232H145V230H142L141 228H143V225L142 224H145L146 223V216L144 215V214H137L135 211L132 213V212H129V213H127V212H124V210L122 209V208H120L121 207V200H120V198H122V194L120 195V197H117L118 196V194H117V192L115 193L114 192V195H115V197L114 196H112V197H114V198H111ZM117 195V196H116ZM101 196V197H102ZM14 199L15 198H17V194L16 193H14L13 194V196H12ZM106 197H104V198H106ZM196 197H198V198H196ZM239 197L241 198V201L242 202H239L240 201V199H239ZM81 198V199H80ZM96 198V197H95ZM98 198H99V195H98ZM52 199V200H51ZM56 199V200H55ZM84 201H83V200ZM103 199V197L101 198V200ZM114 199V200H113ZM233 199V200H232ZM60 200V199H59ZM59 200H57V198H49V199H45V201L44 202H41L42 203V208H40L41 207V205L39 204L38 206H40V207H38V208H36V210H38V213H37V215L39 214V217H41V215L42 214H44V213H40L41 211H40V209L41 210H43V208H45L46 210H48L49 211V209H50V211H52V213L50 212V214H49V212L47 211V213H48V215H56V216H58V214H60V213H62L63 212V210H64V206L63 207H61L60 209L62 210V211H58L59 210V208H57V206L58 205H60L59 204ZM64 200H66V199H64ZM63 200V202H65ZM83 202H82V201ZM96 201L95 202H98V204H100L101 205V200H100V198H99V200H100V202L99 201H97V199H95ZM105 200V199H104ZM113 202H112V201ZM203 200V199H202ZM53 201V202H52ZM55 201H57L58 202V205L56 204V205H54L53 203L55 202ZM77 201H80V202H77ZM107 201H110V202H107ZM239 202V203H238ZM72 203V204H73ZM80 203V204H79ZM93 203H94V200H93ZM201 203H199V204H201ZM256 203V204H255ZM64 204V203H63ZM95 204V203H94ZM102 204V205H103ZM249 204V203H248ZM246 205V209L245 210H247V211H249V216H248V219H247V221H245V224L242 226V230L241 231H239V228H238V231L235 229V230H233L232 232L234 233L233 235L230 233V235H232L233 236V239H234V241L235 242H238L237 240H241V238H240V236H241V234H242V231H243V233H247V232H249V234H246V236L248 237H246L245 236V240L246 241H241V242H243V243H239V245H240V247L239 246H237L236 244L237 243H235L234 241H233V239H231V237L232 236H230V238L228 237V241L231 239L234 243H233V245H234V247L235 246H237L238 248H239V250L237 249V247L235 248L236 249V253L238 252H240L241 254L242 253H244V255H243V258H244V260L246 259V261L250 264H264V263H262V262H264V251H261L260 249V247L262 246V245H264V201H262V199L261 200H259V201H257V202H253V205H251L252 203H250L249 205H251L252 207H249V205ZM6 205V204H5ZM52 207H51V206ZM54 205V206H53ZM70 205V204H69ZM101 205V206H102ZM105 205V206H106ZM236 205H238L237 207H236ZM44 206V207H43ZM49 208H48V207ZM60 206H62V204L60 205ZM59 206V207H60ZM100 206V207H101ZM104 206V205H103ZM102 206V207H103ZM114 206H117L116 208L114 207ZM242 207L244 206V205H241ZM254 206V207H253ZM3 207H5V206H2L1 204H0V213H3L4 211H5V209H8L7 211H9V213L11 214H13L14 213V209H13V206H11V204L8 206H6L5 207V209L3 208ZM53 207H56V208H54V209H58L57 211L56 210H54V209H51V208H53ZM71 207H73V205L71 206ZM242 207H240V210H243L242 209ZM48 208V209H47ZM104 208V207H103ZM200 208H202V206H199V209ZM239 208V207H238ZM254 210H253V209ZM25 208L23 207V210H24ZM44 209V210H45ZM217 208H212V209H204V208H202V211H199L201 214H198V216L200 215V216H204L203 218L204 219H202V217L200 218V216L199 217H196L195 218V220L197 219V224H195L196 226L198 225V221H200L201 219H202V221H200L199 223V225H201V227L203 226V229H201V233H200V230H199V237H200V240L202 239V244L201 243H197V244H199V245H195V246H193L194 247V249H196L195 250V254L196 255H200L199 257L198 256H196L195 255V257H197V259H195V257H193L195 260H190V262L187 260L186 261V259H188L189 257L187 256V258H183L184 257V255L185 254H182V255H178L177 254V256L180 258V256H181V258L183 259V260H180V262H179V258H176L178 261H176L175 259H173V258H175V256L173 255V254H171L172 256H173V258L171 257V258H169V259H172L173 260V262L171 263V261H169V259H168V261L166 260V258L167 257H164V261L166 260L167 261V264H169L168 262H170L171 264H174V263H178V264H210V262H211V264H216V263H218V264H232L231 262H229V259H228V256L226 255V254H224V253H226V252H229V251H226V252H224V251H222L223 253L220 255V253L219 252H221V251H219V252H217L218 251V249H216L215 251L213 250L214 249V246H215V244L214 245H212V243L213 242H211L212 241V239H211V241H210V239L209 238H212V237H214V236H212V234H213V230H212V228L210 227L209 228V226H207L208 224H205V222H203V221H205V218H206V221H208L209 219H208V217L209 216H211V220L213 221V220H217L216 221V223H215V221H213L216 225H220V222H221V224H223L226 220L225 219H222L223 217H226V215H227V217H226V219L227 220H229V218L228 217H231V220L233 219L232 217H233V214H235L234 215V219L237 217V215H236V213L235 212H233V213H228V214H219L218 212H219V210L217 211L216 210ZM236 209V210H235ZM46 210H45V212H46ZM54 210V211H53ZM201 210V209H200ZM239 209H238V212H237V214L238 213H241V211H240ZM244 210V211H245ZM90 211H92V210H90ZM121 211H122V213H121ZM252 211H254L255 213H252ZM44 212V211H43ZM205 212V214H203ZM211 212V213H210ZM243 212V211H242ZM251 212V213H250ZM47 213H45V216H46V214ZM57 213V214H56ZM126 213V214H125ZM218 213V214H217ZM257 213V214H256ZM25 215L23 216V218H25V220L26 221H28V223H29V221H30V219H29V216H30V214H28V212H25L24 213ZM123 214V215H122ZM125 214V215H124ZM137 214V215H136ZM216 214V215H215ZM256 214V215H255ZM230 215V216H229ZM208 216V217H207ZM60 217H62V215H59L58 216V218H60ZM123 217V218H122ZM213 218V219H212ZM219 218H221V219H219ZM29 219V220H28ZM200 219V220H199ZM130 220V221H129ZM194 220V219H193ZM194 220V221H195ZM211 220H209V221H211ZM221 220V221H220ZM250 220V221H249ZM211 221V222H212ZM218 221H220V222H218ZM114 222V223H115ZM145 222V223H144ZM196 222V221H195ZM202 222H203V224H202ZM223 222V223H222ZM110 222L108 221V220H106V219H104V221H102V224H103V227H106V226H110V225H108ZM113 223V224H114ZM122 223V224H123ZM213 223V224H214ZM13 221L11 220V221H7V223H4V225H1L0 224V245L2 244V242H13L14 240H16V237H17V233H11V232H8L12 227H13ZM93 224H95V220L93 221ZM112 224V225H113ZM117 224H115V225H117ZM132 226H131V225ZM98 224H96V226H97ZM173 225V224H172ZM172 225H170V227L169 228H171V227H174V226H172ZM102 226V225H101ZM100 226V227H101ZM205 226H207L208 228H206ZM244 226H246V227H244ZM8 227H9V230H7L8 229ZM11 227V228H10ZM140 227V228H139ZM29 228H31V227H29ZM97 229H99V226H97L96 227ZM159 228H162V229H159ZM204 228H205V230H204ZM244 228H247L248 229V231H246V230H244ZM32 229V228H31ZM31 229H29V230H31ZM137 229H139V230H137ZM175 229V228H174ZM210 229H211V231H212V234H209V233H211V232H207L208 230L210 231ZM33 230V229H32ZM137 230V231H136ZM170 231H172V229H169ZM144 231V232H143ZM205 232V234L204 233H202V232ZM246 231V232H245ZM143 232V233H142ZM207 232V233H206ZM6 233V234H5ZM130 233H129V235H130ZM145 233V234H144ZM220 233V232H219ZM8 234V235H7ZM141 234V235H140ZM208 234V235H207ZM158 235V237H159V239H158V237H156ZM212 237H211V236ZM250 235V236H249ZM204 236V237H203ZM206 236V237H205ZM209 236V237H208ZM134 237V238H133ZM147 237V238H146ZM161 237V238H160ZM199 237H198V239H199ZM208 237V238H207ZM220 238H221V234H220V236H219ZM241 237H243V236H241ZM252 237V238H251ZM15 238V239H14ZM142 238V239H141ZM207 238V239H206ZM218 238V237H217ZM219 238V239H220ZM240 238V239H239ZM150 239V240H149ZM161 239V241L160 242H162V244H160V242H158L159 240ZM196 240V242L197 241H200V240ZM216 239V237L213 239V240H215ZM222 239V238H221ZM220 239V240H221ZM225 239V240H224ZM224 242L226 241V242H228L227 241V238H225L224 237ZM243 239H244V237H243ZM257 239V240H256ZM261 239V240H260ZM95 240V241H94ZM92 242L91 241H88L87 242V245L86 246H88L89 244H91L93 247L95 246V247H99V246H101L100 244H102L103 242H102V240L100 239V238H96V239H94ZM144 240H146V242H144V244L142 243ZM194 240V241H195ZM206 242H205V241ZM193 241V242H194ZM204 241V242H203ZM222 241V240H221ZM232 241H229V243L230 242H232ZM250 241V242H249ZM102 242V243H101ZM149 242H151V243H149ZM168 242H170V241H168ZM191 243V246L192 245H194V243ZM215 242H216V240H215ZM224 242H219V243H223L224 244ZM244 242H246V243H244ZM93 243V244H92ZM141 243V244H140ZM152 243H154V244H152ZM164 243V244H163ZM167 243V244H166ZM196 244V243H195ZM200 244L202 245V247H200V250H199V247L198 246H200ZM208 244V247H204L203 248V246L204 245H207ZM209 244H211L212 245V247H213V249L211 248V246L209 245ZM228 244V243H227ZM227 244H224V246L226 245L227 246ZM247 244V245H246ZM249 244H250V246H249ZM51 245V244H50ZM149 247H148V246ZM217 245H219L220 247H221V245L220 244H217ZM233 245H232V247H233ZM246 246V247H244V246ZM108 246V244L106 245V247ZM191 247L190 245H186L185 247H183V250L186 248V247ZM228 246H230L231 247V244L229 245L228 244ZM227 246V247H228ZM145 247V248H144ZM193 247H191V248H193ZM196 247V248H195ZM198 247V248H197ZM209 247H210V249H212V250H210L209 249ZM216 247V246H215ZM233 247V248H234ZM249 247H253V248H249ZM205 248H208V250H206V251H204V249ZM222 248H224V247H222ZM89 249V248H88ZM87 249V250H88ZM187 249V248H186ZM185 249V250H186ZM246 250V252H245V250ZM253 249V250H252ZM202 250V251H201ZM233 250V249H232ZM251 250H252V252H251ZM254 250H256V251H254ZM147 251H149V252H147ZM198 251L200 252L199 254H198ZM214 251V252H213ZM235 250H233V252H234ZM250 251V252H249ZM133 252V251H132ZM143 252V253H142ZM144 252H146V253H148L149 255H150V258L152 257V258H156V259H151V262L148 260L149 259V255H146ZM151 252V253H150ZM204 253L206 254V255H204ZM208 253V254H207ZM218 253V254H217ZM235 253V254H236ZM237 253V254H238ZM255 253V254H254ZM79 254L81 255V257L83 258L84 257V254H82V250L81 249H78V250H76V253H75V255L77 256V257H79ZM145 254V255H144ZM168 253H166V255H167ZM201 254H203L204 256H202ZM211 254V255H210ZM213 254H215V255H213ZM234 254V253H233ZM152 255V256H151ZM165 255V256H166ZM169 255H170V253H169ZM169 255H167V256H169ZM208 255V256H207ZM209 255H210V257H209ZM220 255V260L218 259L219 256ZM147 256V257H146ZM162 256H160V258L162 257ZM186 256V255H185ZM202 256V257H201ZM215 256V258L213 259V257ZM251 256H252V258H251ZM144 257V258H143ZM170 257V256H169ZM207 257V258H206ZM212 257V258H211ZM136 258V259H135ZM143 258V259H142ZM148 260V262H147V260ZM180 258V259H181ZM192 258V259H193ZM221 258H223V261L221 260ZM138 259V260H137ZM144 259L146 260V261H144ZM207 261H205V260ZM217 259H218V261H217ZM225 259H228L227 260V262H229V263H227L226 262V260ZM130 260V261H131ZM134 260H137V261H134ZM139 260H143V262L142 261H140L139 262ZM210 260V261H209ZM130 261H129V264H131L130 263ZM165 261V262H166ZM225 261V262H224ZM260 261V262H259ZM137 262V263H136ZM187 262V263H186ZM18 263V262H17ZM16 263V264H17ZM154 263V262H153ZM164 263V262H163ZM13 264H15L14 262H13ZM134 264V263H133ZM165 264V263H164Z\"/></svg>","mask_w":264,"mask_h":264}]
</instances>
